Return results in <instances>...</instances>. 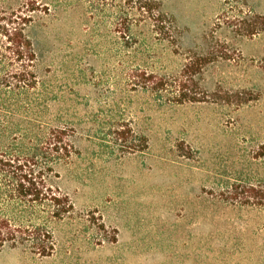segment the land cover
I'll return each mask as SVG.
<instances>
[{
  "label": "rangeland",
  "instance_id": "1",
  "mask_svg": "<svg viewBox=\"0 0 264 264\" xmlns=\"http://www.w3.org/2000/svg\"><path fill=\"white\" fill-rule=\"evenodd\" d=\"M163 9L171 38L150 41L145 29L129 49L80 12L28 30L40 115L73 131L78 153L54 184L75 208L53 225L51 256L4 247L0 264H264V206L222 195L234 180L264 186V26L247 30L264 0H164ZM196 55L210 59L195 77L200 102L157 99L131 77L135 67L175 77Z\"/></svg>",
  "mask_w": 264,
  "mask_h": 264
},
{
  "label": "trees",
  "instance_id": "2",
  "mask_svg": "<svg viewBox=\"0 0 264 264\" xmlns=\"http://www.w3.org/2000/svg\"><path fill=\"white\" fill-rule=\"evenodd\" d=\"M163 7L164 0H0V248L25 247L51 256L56 246L52 227L75 208L54 184L57 168L78 153L73 131L45 122L40 115L39 107L46 103L35 69L39 52L28 30L41 21L80 12L84 26L113 27L129 49L141 41L145 29L151 31L150 41L171 38L174 20ZM255 19L247 26L251 35L253 26H264V16ZM209 62V57L196 55L175 77L140 67L131 77L157 99L195 103L201 101L195 77ZM130 133L123 126L116 131L122 141ZM140 140L143 145L137 151L146 146L147 138ZM261 149L264 156V145ZM222 195L241 205L264 206L262 185L234 180Z\"/></svg>",
  "mask_w": 264,
  "mask_h": 264
}]
</instances>
